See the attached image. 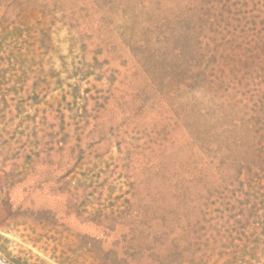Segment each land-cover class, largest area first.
<instances>
[{
	"label": "rangeland",
	"instance_id": "1",
	"mask_svg": "<svg viewBox=\"0 0 264 264\" xmlns=\"http://www.w3.org/2000/svg\"><path fill=\"white\" fill-rule=\"evenodd\" d=\"M0 263L264 264V0H0Z\"/></svg>",
	"mask_w": 264,
	"mask_h": 264
},
{
	"label": "trees",
	"instance_id": "2",
	"mask_svg": "<svg viewBox=\"0 0 264 264\" xmlns=\"http://www.w3.org/2000/svg\"><path fill=\"white\" fill-rule=\"evenodd\" d=\"M15 30V28H13V31Z\"/></svg>",
	"mask_w": 264,
	"mask_h": 264
},
{
	"label": "bare ground",
	"instance_id": "3",
	"mask_svg": "<svg viewBox=\"0 0 264 264\" xmlns=\"http://www.w3.org/2000/svg\"><path fill=\"white\" fill-rule=\"evenodd\" d=\"M0 264H2V263H0Z\"/></svg>",
	"mask_w": 264,
	"mask_h": 264
}]
</instances>
